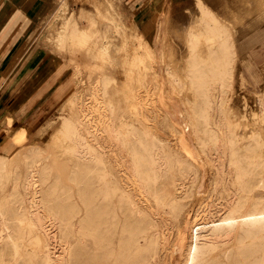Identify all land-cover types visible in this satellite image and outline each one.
Returning <instances> with one entry per match:
<instances>
[{"label":"bare ground","instance_id":"bare-ground-1","mask_svg":"<svg viewBox=\"0 0 264 264\" xmlns=\"http://www.w3.org/2000/svg\"><path fill=\"white\" fill-rule=\"evenodd\" d=\"M7 7L33 25L23 50L0 77V88L38 48L54 59L64 58L49 82L62 79L69 67L56 90L72 87L48 139L52 148L29 147L22 152V163L10 166L6 154L0 153V264L150 263L167 242L158 212L145 200L166 206L176 218L196 170L166 147L142 117L124 114L120 100L125 83L118 69L126 70L127 41L137 37L134 43L139 45L142 39L139 30L126 23L129 17L136 24L129 6L122 0H99L94 7L87 3L74 10L69 0H0V15ZM211 11L201 9L199 21L191 23L188 14L183 17L185 31L183 36L178 33L187 43L186 79H177L174 69H167L177 91H190L184 96L189 115L185 126L195 136L199 155L212 167L207 196L215 203L204 213L207 219L192 224L185 248L180 242L176 250L182 254L181 264H264V136L259 127L264 126V92L257 93L255 109L247 112L250 116L244 104L237 112L238 106L234 109L229 102L231 79L221 69L229 56L220 50L231 40L227 27L210 16ZM203 29L215 33L218 43L206 61L200 59L198 45L211 37H203ZM132 105L139 106L140 100L134 99ZM236 114L258 125L249 127L244 142L240 133L230 130ZM60 139L66 143L60 144ZM60 146L73 157L65 175L48 161ZM5 171L10 178L2 185ZM169 172L177 174L172 192L163 181ZM61 225L68 233L72 229L91 236L96 249L88 252L80 243L66 245V237L58 254V241L55 244L52 238L56 232L51 231ZM35 230L43 235L40 243L33 239Z\"/></svg>","mask_w":264,"mask_h":264},{"label":"rangeland","instance_id":"rangeland-1","mask_svg":"<svg viewBox=\"0 0 264 264\" xmlns=\"http://www.w3.org/2000/svg\"><path fill=\"white\" fill-rule=\"evenodd\" d=\"M98 2L99 0H69L74 10L82 6V4L85 5L87 3L89 6L92 5L94 7ZM186 2L188 3L186 0L183 2L171 0L163 5V10L161 9L159 11L157 9V11L154 10V12L150 13V19L153 23L152 27L145 32V36L142 35L139 45L135 44L138 42L137 37L133 38V42L130 40L127 41L126 70L122 73V71L118 69V75H121L119 79H122L125 83L122 88L123 96L120 100L121 103H125L124 114L138 119L142 117L145 125L166 145V147L171 149L176 155H182L183 158L194 164L196 170V179L194 183L188 184L187 195L182 200L183 205L176 218L166 206L158 207L154 205V201L151 198L145 200V204L148 202L146 206L152 208V210L154 209L156 213L158 212L156 219L159 223L160 230L162 229L161 232L166 236L167 242V247L160 251V256L158 252V255L151 258L148 264H181L183 262L182 254H180L178 249L176 250V247L179 246L178 243L181 242V245L185 248L186 244L189 242V233L192 224L207 219L204 213L209 211V206H211L210 208L212 209L215 208V203H210L207 196L210 189V181L213 177L212 167L202 154L199 155L195 145V136L192 130H186L185 126V122L189 120V115L187 107L185 106L184 96H186L185 94L187 93L190 94V91H177V88L173 86L172 77L167 73V69H174L173 71L177 79H186L184 72L185 66H183V64L185 65L187 56V43L184 37L179 36L185 31L183 27L184 15L176 16L179 5L185 4ZM102 5L99 3L98 7L100 10L104 11ZM190 5H192V3H190ZM164 10L166 13H164V20L162 23L159 22V18L162 17L161 14H163ZM188 11L191 14L194 13L190 9H188ZM230 11L232 10H229V12ZM245 11L246 10L243 8L240 10V5H238L233 9L232 13L237 19H240ZM125 20H128V22H126L128 26H133L136 29L142 30V22L136 21V24H134L129 17H126ZM6 22L9 24L11 20H7ZM30 23V26H32V22L25 21L26 25ZM7 24L0 28V44L4 37L3 33H10L12 31L11 28H8L12 25L7 26ZM14 31L16 33L14 37L17 38L22 33L23 27L20 31L17 29H14ZM178 32L182 33L180 34ZM25 36L21 43L26 42ZM249 39H253L255 43L249 45ZM206 40L209 41L207 42ZM217 44L215 37L211 39H202L198 45L200 59L206 61L207 55L211 51L210 49L214 45L217 47ZM232 48L234 51L233 67L232 69L227 68L228 73L225 72L229 76L227 79H231V90L229 91L231 95L228 97L229 102L234 104V109L238 106V108L235 109L237 112L244 104L246 109L245 113L249 112L251 114L256 107L257 93L264 89V26L251 35L241 36L240 38L237 37ZM161 52L163 56H161ZM46 54L51 57L49 53L46 52ZM60 59L62 62L60 64L58 63L57 66L61 67V64L64 63V58ZM54 72H56V69ZM66 72L70 73L69 67L63 72L64 75L62 79L54 81L55 83L53 82L54 86L51 87V89L53 88L52 91L50 89L51 97L56 98V100L48 99L47 96L49 93H47L45 96L43 95L37 98L36 101L26 106L24 104V99L27 97L26 94L24 98L22 97L23 99L20 98L15 100L12 97H15L16 93L25 91L27 88L21 91L22 86L19 88L16 87L17 84L13 80H10L9 83L7 82V84H4L3 87L0 88V153L6 154L4 159L8 166L16 161L22 163V152L29 147L47 145V147L52 148V146H48L50 143L48 139L63 113L64 103L72 87L70 84L68 86L65 85V87L61 88L59 91L56 90L59 83L67 76ZM38 84V80L36 79L32 86L28 87L27 91L30 92V90L36 88ZM129 87L131 89H129ZM234 89L236 91H234ZM152 93L154 94L152 95ZM136 96L138 97L137 99ZM46 98L48 99L47 101ZM124 98L126 101H124ZM134 99L137 101L140 100L139 106L132 105ZM15 103L17 104L13 107ZM7 106L8 110L4 111ZM131 106L134 108L132 109ZM249 113H247V115ZM236 115L233 117L230 130L234 133L235 130L237 133H240L241 136L239 134V140L244 142L249 127L256 126L258 128V125L251 124L248 118L246 119V117H243L241 114ZM247 120L249 122H247ZM242 121H244V123ZM238 126L242 127L240 128ZM259 127L264 136V126L259 125ZM181 137L185 139V142ZM181 139H183L182 142ZM59 143L63 145L66 141L60 139ZM55 149V152L49 155L48 161L65 175L73 163V157L70 153L65 151L64 147L60 146ZM2 177V185H4L9 181V173L7 171L3 172ZM176 178L177 174L169 172L163 180L171 192L177 182L175 181ZM179 190H182V188L179 187ZM205 202L208 204L206 205ZM162 218L167 219L165 220ZM65 227L66 226L61 225L51 231V234L56 232L54 233L56 237L54 236L52 238H54L55 244L58 241L56 244V246L59 247L58 254H62L63 252L61 250L62 246L65 244L64 240L66 237L68 241L66 245L69 244L71 246L72 244L80 243L84 246L83 250L88 252L96 249V243L92 240L93 238L91 236L79 235L72 229L68 233ZM23 230L25 231L26 228ZM38 232L40 231H33V239L37 243H40L43 235H41V232ZM92 244L94 245L93 247Z\"/></svg>","mask_w":264,"mask_h":264},{"label":"crops","instance_id":"crops-1","mask_svg":"<svg viewBox=\"0 0 264 264\" xmlns=\"http://www.w3.org/2000/svg\"><path fill=\"white\" fill-rule=\"evenodd\" d=\"M170 1L171 0H123V2L129 6V11L131 15L133 16L134 19H136L135 22L136 21L142 22L143 24L142 30L140 29L138 30L143 36H145V32L148 29H150L153 24L150 19L151 18L150 13L154 12V10L157 11V9L159 11L161 9L163 10V5ZM183 1L185 0H177V2H183ZM186 1H188V3L186 2L185 4L179 5L178 13L176 16H183L185 14H188L187 16L191 18L190 23L193 22L195 19L199 21L198 19H200L201 17V13H200L201 9L208 7V11L212 10L210 12V16L215 17L217 20H219L223 25L227 27V30H229L227 31V34L230 37L231 45H229V47L225 49L229 53L226 52L225 49L220 50V52L222 53L223 51V53L228 54L229 62L227 63L225 67L223 65L221 67L226 69L225 72H227V68L232 69L233 67L232 64L234 60V51L232 48L234 44L233 42L236 40L237 37L240 38L241 36L244 37L247 35H251L252 33H254L255 31L259 30L261 27L264 26V0H248V1L246 0H201L200 1L201 4L199 6L197 4L198 0L197 1L196 0H186ZM194 2H195V5H194ZM190 3H192V5H190ZM238 5H240V10H242V8L246 10L245 12H243V15L241 16L240 19H237L235 15L232 13L233 9ZM188 9H190L194 13L191 14L188 11ZM229 10H232V11L229 12ZM164 13H166L165 10L163 14H161L162 17L159 18V22H163ZM7 20H11V22L10 23L8 22L9 24H7L6 22ZM5 24H7V26L12 25L11 27H8V28H11L12 31L10 33L9 32L3 33L4 37L0 44V77H2L4 71H6L9 68L10 64L14 61V58L17 56V54L19 55V51L21 52L23 50V47L26 42L21 43V41L25 35H26L25 37L27 41L28 35L30 33L29 31L31 29V26H30L31 23L29 25H26L25 21L22 19L21 14L19 13L16 14L12 7H7L4 11H2L0 15V28L4 27ZM159 24H162V23H159ZM22 27H23L22 33L17 38H15L14 34L16 33L14 29L15 30L17 29L20 31ZM183 27L185 29V25H183ZM229 28H231V30ZM202 35L205 38L209 36L211 38L215 37L216 39L215 33L211 34V32H206L204 29H203ZM248 42H249L248 43L249 45H253L255 43L253 39H249ZM210 50L217 51L218 46L216 47L214 45ZM58 59L49 57L46 54V52L40 48L35 49L30 55V57L26 61L23 60L22 63L18 66L17 70L13 72L12 75L8 77V79L4 83V84H7V82H9L10 80H13L17 84L16 87L19 88L20 86H22L21 91L27 88L25 89V91L21 93L20 92L16 93L15 97L13 96L12 98L17 100L22 97L24 98L26 94L27 97L24 99L25 101L24 104L26 106L27 104H31L33 101H36L37 98H40L43 95L45 96L47 93H49V95L47 96L48 99L56 100V98L51 97V94H50L53 89V88L51 89V87L54 86V83H55L54 81L56 80H53L52 83H49V81L53 77L55 65L58 63L60 64L62 62L60 58ZM227 77L229 76L226 74L225 78L227 79ZM36 79L38 80V83H39L38 86H36V88H32L30 92L27 91L28 87H31ZM263 92H264V89H262L258 93H263ZM12 98H11V101H12ZM47 98H46V101L48 100ZM16 104L17 103H15L13 107H15ZM6 110H8V106L4 109V111Z\"/></svg>","mask_w":264,"mask_h":264}]
</instances>
